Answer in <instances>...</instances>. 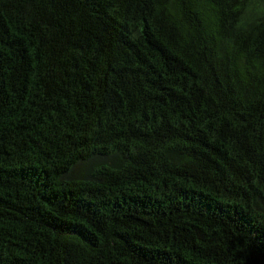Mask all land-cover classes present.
<instances>
[{
  "label": "trees",
  "instance_id": "trees-1",
  "mask_svg": "<svg viewBox=\"0 0 264 264\" xmlns=\"http://www.w3.org/2000/svg\"><path fill=\"white\" fill-rule=\"evenodd\" d=\"M0 264H264V0H0Z\"/></svg>",
  "mask_w": 264,
  "mask_h": 264
}]
</instances>
